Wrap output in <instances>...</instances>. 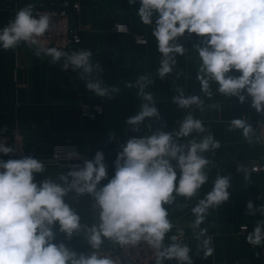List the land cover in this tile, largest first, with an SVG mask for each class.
I'll return each instance as SVG.
<instances>
[{"label": "clouds", "instance_id": "obj_1", "mask_svg": "<svg viewBox=\"0 0 264 264\" xmlns=\"http://www.w3.org/2000/svg\"><path fill=\"white\" fill-rule=\"evenodd\" d=\"M137 2L140 6L136 15L144 25L152 26L151 34L161 54L157 70L161 79L172 73L176 57L186 52L180 38L195 34L199 42L194 46L201 61L196 79L201 91L211 98V85L215 83L221 95L236 97L241 104L250 98L251 107L264 114V0H129L130 5ZM34 7L28 4L20 8L0 28V49L27 45L37 57H50L52 63L63 60V69L78 72L95 96L110 98L119 93V88L105 85L100 78L103 68L93 62L91 50L68 52L42 42L41 38L53 28L52 18L47 13L34 14ZM121 28L126 29L124 25ZM152 83L148 75H140L135 84L127 85L137 88L143 101L140 111L126 121L133 131L138 132L146 119H160L153 94L145 91ZM176 91L179 94L172 102L179 108L196 105L203 110L204 101L199 96ZM259 127L264 130V124ZM230 129L242 130L250 144L260 142L245 118H233ZM206 132L203 122L189 114L171 132L160 128L151 135L128 139L117 154L114 176L103 186L101 182L107 179L108 172L102 151L82 165L69 164V170L58 181L48 177L35 180V174L46 170L38 158L0 159V264H120L118 258L109 255L77 254L64 243H54L53 228L57 224L68 239L84 232L93 249H99L105 239L122 248L143 242L153 250L155 264L173 260L177 264H194L192 249L175 242L177 237L165 245L166 235L173 228L165 206L174 204L177 196L186 200L196 197L208 182L205 169L210 161L203 154L218 149L220 142L210 132L199 139L193 136ZM190 136L186 143H180ZM15 151L0 140V153L8 156ZM61 151L57 149L56 155L60 157ZM63 158L71 161L80 156L67 151ZM237 170L246 181L250 178L246 167L241 165ZM231 180V175L217 174L211 190L191 209L195 217L192 228L198 230L197 252L202 251L204 258L211 256L214 248L207 229L200 226L210 209L229 201ZM70 193L93 198L99 216L97 224H81L79 214L65 201ZM257 212L264 216V205L256 208L249 201L247 214L255 216ZM247 242L264 245V219L248 233Z\"/></svg>", "mask_w": 264, "mask_h": 264}, {"label": "crops", "instance_id": "obj_2", "mask_svg": "<svg viewBox=\"0 0 264 264\" xmlns=\"http://www.w3.org/2000/svg\"><path fill=\"white\" fill-rule=\"evenodd\" d=\"M60 1L79 5L76 13L71 6L66 8L68 13L74 14L73 26L81 37L78 51L91 50L93 62L103 68L100 78L104 84L120 91L110 98L97 97L86 88L78 72L64 70L61 62L52 63L50 57H37L33 48L27 45L21 44L7 51L0 49V130L20 129L26 149L44 162L45 173L35 174V180L39 182L48 177L58 181V177L69 170V164L82 165L84 160H92L97 151H102L108 172L107 179L101 182L100 186H103L114 176L117 154L128 139L151 135L160 128L171 132L191 114L203 122L208 132L220 142V147L203 154L210 161L205 169L209 179L197 196L190 200L177 196L174 204L165 206L173 223L165 240L181 230L184 234L182 243L192 249L190 255L194 264H264V245L253 246L247 242L248 233L264 219L260 212L255 216L247 214L249 201L256 208L264 205V173L251 171L254 165H264V156L258 143H248L242 130L230 129L233 118L244 116L256 130L261 118L251 107V99L241 104L236 97H225L216 91L215 83L211 85V98L201 91L196 79L201 61L194 46L199 42L195 34L180 38L186 52L176 57L172 73L161 79L157 74L161 54L151 34L152 26L144 25L136 15L139 2L130 5L129 0H0V28L28 4L42 9ZM115 22L126 24L129 32L114 31ZM135 35H143L147 43H136ZM140 75H148L153 81L145 91L153 94L160 119H146L137 132L126 121L140 111L143 101L137 94L138 89L127 85L135 84ZM176 89L183 90L185 96H199L204 101L203 110L196 105L179 108L172 102L179 94ZM81 103H99L103 105L104 113L97 120H83L78 114ZM208 132L193 133V136L199 139ZM191 138H182L180 143ZM57 144L75 145L80 159L52 160L50 154ZM241 165L250 173L247 181L237 170ZM217 174L231 175L230 199L210 209L200 226L207 229L206 235L212 237L214 248L213 254L204 258L202 251L197 252L199 241L195 237L198 230L192 228L195 217L191 209L211 190ZM65 201L79 214L81 224L91 226L99 222L98 210L93 207L94 200L90 195L77 197L70 193ZM240 225H246L244 233L240 232ZM53 231L54 243H64L77 254L87 255L95 250L88 244L84 232L74 233L68 239L59 231L58 224ZM112 243L105 239L100 248H107ZM165 264L177 262L165 261Z\"/></svg>", "mask_w": 264, "mask_h": 264}, {"label": "built area", "instance_id": "obj_3", "mask_svg": "<svg viewBox=\"0 0 264 264\" xmlns=\"http://www.w3.org/2000/svg\"><path fill=\"white\" fill-rule=\"evenodd\" d=\"M71 6L76 13L79 10V5L77 3H69L68 1H60L54 4H51L47 8H35L34 14L36 13H47L52 18L53 28L50 32L46 33L44 37H42V42H44L47 46H54L61 48L65 51H78V46L81 43V37L77 32V29L73 26V15L66 11L67 6ZM15 15V14H14ZM124 25L126 29H122L121 26ZM113 30L120 33H128L129 28L126 24L121 22H115L113 25ZM136 43L138 41H146L143 35H135L134 36ZM141 44V43H139ZM61 66L63 65V60L60 61ZM63 68V67H62ZM78 114L83 120L94 121L99 119L103 113L104 108L99 103H81L78 109ZM261 119L257 121V138L259 139L258 145L262 150V154L264 156V130H262L259 126L260 124H264V114H260ZM242 118H245L244 116ZM0 140H4L7 146L13 147L16 151L13 155L5 156L0 153V159L8 160L22 158L24 156H32L33 153L29 152L24 143L23 135L17 127H13L11 129L0 130ZM57 149H62L60 152V157L57 156ZM67 151H75V145H65V144H57L54 145L50 154V158L54 161L63 160L64 155ZM253 172L264 173V165H254L251 168ZM246 226V225H243ZM239 230L241 233H244L247 230V227L239 226ZM173 236L177 237L175 242L182 243L184 239V234L181 230H177L174 232L169 240H165V245L167 246L174 241L171 239ZM93 252H96L98 255H109L112 258H118L120 264H155V255L153 250L145 243L141 242L135 247L126 246L121 247L116 243H112L107 248H99L95 249Z\"/></svg>", "mask_w": 264, "mask_h": 264}, {"label": "rangeland", "instance_id": "obj_4", "mask_svg": "<svg viewBox=\"0 0 264 264\" xmlns=\"http://www.w3.org/2000/svg\"><path fill=\"white\" fill-rule=\"evenodd\" d=\"M135 39V38H134ZM101 105V104H100ZM102 107H103V105H102ZM104 108V107H103Z\"/></svg>", "mask_w": 264, "mask_h": 264}]
</instances>
